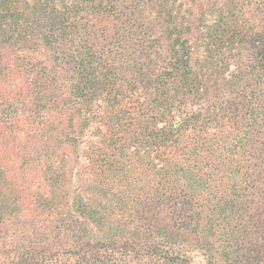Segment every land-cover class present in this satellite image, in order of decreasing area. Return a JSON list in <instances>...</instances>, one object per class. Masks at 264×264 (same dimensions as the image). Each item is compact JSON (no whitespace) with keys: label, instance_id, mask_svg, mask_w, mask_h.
I'll use <instances>...</instances> for the list:
<instances>
[{"label":"trees","instance_id":"16d2710c","mask_svg":"<svg viewBox=\"0 0 264 264\" xmlns=\"http://www.w3.org/2000/svg\"><path fill=\"white\" fill-rule=\"evenodd\" d=\"M108 27L123 42L113 65L95 59L93 41L106 49ZM150 31L176 39L156 95L158 104L165 95L158 112L227 93L195 116L219 127L226 125L213 117L230 116L238 123L234 137H207L215 144L195 155L177 140L198 121L179 120L173 163L158 173L164 185L180 188L177 195L159 196L164 185H132L126 169H111L122 139L111 142L117 150L90 146L87 157L103 156L106 169L78 188L104 197L116 218L109 219L110 232L89 229L104 217L78 199L73 214L38 233L42 217L71 195L68 164L84 131L97 127L95 117L127 116L118 77L158 86L146 81L161 76L151 58L161 43ZM82 40L91 57L79 54ZM218 168L230 191L211 200L199 190L212 184L208 170ZM134 190L146 196L142 205ZM135 216L140 232L129 229ZM21 219L29 222L27 243L3 241V229ZM0 242V264H194V250L205 264H264V0H0Z\"/></svg>","mask_w":264,"mask_h":264},{"label":"rangeland","instance_id":"374dc122","mask_svg":"<svg viewBox=\"0 0 264 264\" xmlns=\"http://www.w3.org/2000/svg\"><path fill=\"white\" fill-rule=\"evenodd\" d=\"M112 30L113 28L110 27L106 29V31L110 34V38L106 36V41H108L106 49L102 50L105 44H99L98 40L96 39L93 41V43L97 45L96 51L98 55H95V59L97 57L100 59V63L103 64L109 63V65H113L112 63L120 59L117 56V50L119 48L116 46L123 42H121L119 37L114 35ZM147 35L148 37H151V39L158 38V42L161 43V50H154L158 55L153 54L151 57L154 61H156V64L152 65H155L154 67L156 70L159 69L157 75L161 76L155 77L152 75L146 79V81H148L149 78L155 79L158 83V86L148 83H144L145 85H143V88L142 86L132 85L131 80L129 81V79L124 75L125 73L122 75L120 74L121 76H119L117 82H115V89L122 97H126L123 101L125 105L122 107L125 109V114H127V116L95 117L99 120V123L97 124L98 129L97 127L93 126L84 131L81 136L80 147L74 156L76 159L68 164V168L70 170L69 181L71 195L60 210L56 211L52 215L42 217L40 223L43 224H37L38 226L36 225L37 227L35 230L38 233L50 224L59 223L60 221L69 217V215L73 214L75 212V203L78 201V199H82L85 202L89 201L92 204V208L90 207V210L93 214H95L94 216L96 218L104 217V220H102L101 224L92 223L90 224L89 229H92L94 233L110 232L109 219L116 218H114L115 215H113V210L108 207L104 197L98 194L95 196L93 193H88L78 188L81 186V184H84L85 181H88L90 175H92L95 170L106 169V167L103 166L102 162L100 161L103 159V156L99 157L98 161H94L93 158L90 159L87 157L90 155L88 152L91 151L89 149L90 146L99 148L100 151L98 153H100L105 150L107 146L111 145V142L114 140L118 138L122 139L118 140V142L122 145L121 151L117 152L114 158L110 159V163H108L111 169L124 168L129 173V183H132L133 185L136 183V181H138L140 185L146 184L148 188L153 189L157 187V184L164 185V180H166L161 179V177L159 178V170L166 168V171H168L170 169V163H173V160H169V158H172L170 155L174 152V147L171 149V146L174 143V138L172 136H178L177 130L179 126V120L190 118L198 121L197 123L192 121L191 124H194L192 125L193 127L188 126L187 131L183 132L177 140L179 149L186 147L185 151L194 152L195 155L201 156L202 152L209 149L211 144L214 143V141H209L206 143L205 139L207 137H229V139L234 137V130L236 128L234 126H237L238 123L236 121L230 120V116L213 117V122H222L226 125V127L223 125L220 127L219 125H212L210 122L211 117L195 116L200 112L203 113V111L207 109L209 100L213 101V103H216V105L219 106V104L224 101V98L229 96L227 93L223 95V98H217L213 96L207 97L208 101H204L201 105H188L189 107L178 110L176 109V104H174V106L170 108V111L163 112L161 110L162 114L158 112V109L161 108L158 107V105L164 102L163 96L165 95L161 94L159 96L161 99L159 100V104L157 103L156 95L158 94V91L162 90L165 79V77H163V67H165V61H168V58L172 53L171 48L172 45L176 43V39L175 36L163 37L159 32L153 31H150ZM190 43L193 44L194 40L191 39ZM145 45H147V48L149 47V44ZM79 51V54L83 55L84 57H91L83 40L80 43ZM150 51L152 52L153 50ZM123 53L126 54V52ZM102 55H106L105 58L102 57ZM232 69L233 66H231L230 70ZM119 79L122 80L119 81ZM97 105L101 106V103H97ZM21 107L22 106L20 105L19 109ZM100 108L98 107V111ZM108 118L112 121V124L110 125H107L104 122V119ZM239 118L240 117L237 119ZM197 139L200 142H194L197 141ZM100 146L104 148H100ZM116 146L117 143H112L108 150H117ZM117 154H122V156L120 157ZM192 163L194 164V162L191 161V164ZM218 170L219 168L216 171H213L212 169L208 170V176L210 177V183L212 184L209 185V183H207L205 188L199 190L201 194L205 195V197L208 199L216 197L215 195L216 193L218 194L219 191L229 188L226 185L228 178L225 175L227 173L224 175L219 174ZM242 185L244 184H242L239 180L238 187H241ZM227 190L230 191V189ZM135 191L136 190H134L132 193V198H135V203H141L142 205V201L146 199V196L139 193L138 190L136 192ZM180 192V188H174L172 185H164L160 186L159 196L163 194L177 195ZM136 207H138L139 212H141V206L139 207L136 205ZM136 216L133 219L129 218V229L133 232H140L145 228L143 227V222L139 223L140 221L137 220ZM27 222L28 220L21 219L17 222L11 223L10 225H7L3 229L4 231L2 232L1 239H3V241L5 240L8 244L10 242L14 243L15 240L18 241L19 239H21L24 243H27L28 235L26 234L24 236L25 230L30 227L29 222ZM26 225L27 227H25ZM248 246L249 244H247V248ZM254 247L255 246H252V249H254ZM256 251L257 249L253 252ZM190 259L194 264H205L206 261L202 252L197 250H194L190 253Z\"/></svg>","mask_w":264,"mask_h":264}]
</instances>
